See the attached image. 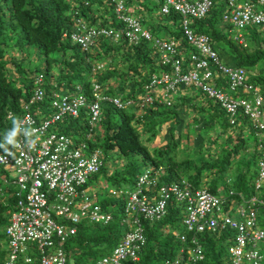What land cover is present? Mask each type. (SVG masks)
I'll use <instances>...</instances> for the list:
<instances>
[{"label":"built area","instance_id":"built-area-1","mask_svg":"<svg viewBox=\"0 0 264 264\" xmlns=\"http://www.w3.org/2000/svg\"><path fill=\"white\" fill-rule=\"evenodd\" d=\"M215 1H223L225 8L222 19L236 30V40L245 45L241 29L250 25H264V0L254 2L237 0H163L162 14L174 9L180 15L183 37L191 46V52L178 49V41L154 36L138 16L127 15L123 5L118 4L116 14L121 24L118 27L89 28L84 33L72 34V39L82 48L94 44L95 36L113 41L126 39L130 44L147 41L158 53L164 71L152 73L145 85V94L140 104L148 105L162 95L166 105H171L179 85L196 87L206 98L216 101L225 111L230 124L234 125L241 113L250 119L259 136L256 144L258 153L257 174L254 188L260 194L264 187V91L251 82L247 71L240 66H230L221 61L213 48L211 36L196 32L190 27V19L205 17ZM33 93L19 122L16 137L19 148L9 145L7 152L0 150V166L15 172L12 181L15 186L16 203L5 226L6 254L1 264H67L68 252L65 244L77 232L78 222L89 219L108 222L111 214L103 213L98 204V194L87 187L91 175L100 171L104 164L101 148L90 143L97 133L100 119V86L94 84V99L88 102L82 94L52 92V112L37 124L30 105L45 98L42 87L44 77L37 73L32 79ZM228 91H240L238 98ZM252 96V98H250ZM108 99L107 97H103ZM122 108L119 97L110 99ZM87 108L88 130L85 139L74 140L60 131L49 132L52 125L66 114L77 117L81 108ZM12 117V112L7 114ZM93 145V146H92ZM11 153L9 155L8 153ZM162 167L147 168L141 173L133 190H125L127 202L124 209L130 218L125 219L127 230L111 252L100 257L97 264H130L139 258V252L146 244L142 220H158L166 214L168 204L174 200L185 205L183 222L190 230L231 229L235 232L230 246L231 264H262L261 243H264V228L259 225V213L264 217V199L252 195L239 205L241 221L225 212L224 199L205 190H191L189 184H162L159 178ZM110 195L122 194V189H109ZM232 193V192H230ZM130 221H127L129 220ZM28 242L33 243L36 256L28 254ZM195 242V240H193ZM182 255L174 264H200L203 258L201 248L195 247L191 254Z\"/></svg>","mask_w":264,"mask_h":264},{"label":"trees","instance_id":"trees-1","mask_svg":"<svg viewBox=\"0 0 264 264\" xmlns=\"http://www.w3.org/2000/svg\"><path fill=\"white\" fill-rule=\"evenodd\" d=\"M108 1L0 0V145L5 144V136L12 130L13 121H19L25 112L23 104L29 102L33 93L31 80L41 72V68L38 69L37 66L32 70L30 67L22 65L25 57L20 53L25 49H35L44 56L46 72L43 73V76L48 88L49 84H53L56 89L59 87L63 90L65 84V89H73L75 84L82 82L85 74H89L90 78L84 82V85L86 94L90 97H92L91 81L98 63H105L104 68L99 70L96 76L104 90L103 93L119 95L123 93V89H126L129 93L128 98L134 100L144 91V85L152 73H157L158 69L161 72L164 71L160 60L158 62L156 49L147 41L130 44L126 39L112 42L109 38H95V43L99 44V47L94 48V45L84 49L68 37L75 23L73 17L84 18L88 24L117 26L113 6ZM125 1L128 10L130 11V7L133 5V10L138 14L158 8L156 0ZM220 12L221 9L214 8L206 17L194 19L193 25H198L194 28L195 31L207 33L211 39L224 38L226 29L223 26L220 29L210 28L212 21H216L215 18L218 19V16L221 17ZM176 14H164L163 16H168L170 20H176ZM141 18L143 19L142 16ZM160 18L164 21L167 20ZM225 27L229 28L230 26L227 24ZM164 38L180 41L178 49L182 52L189 46L180 27H177V32L174 35ZM237 44L233 45L231 51L240 50V45L243 48H247L248 45L247 43L246 45ZM262 44L258 43L250 54L235 55L237 56L235 58L237 66L243 67L247 71V68L243 66L244 63L255 65L263 59ZM70 50L71 55L69 56L67 53ZM17 54L19 57H16ZM218 55L221 57L220 52ZM55 67H58L57 75L49 80L46 75L50 74L49 78L53 77L52 69ZM21 76L25 77L28 82L22 81ZM260 76L264 80V74H260ZM46 92L50 93L49 90ZM181 98L175 102L173 100L171 105H166L163 96L160 95L159 99H155L153 103L146 106L140 107L132 103L121 108L119 115L115 110L112 111L110 106L102 105L101 120L97 123L101 133L96 140L89 139V142L93 141L94 146L102 149L105 162L101 171L91 175L90 178L104 174L113 180V185L117 188H121L118 186L122 181L127 180H130L135 186L137 175L140 174L138 172L139 163H144L145 169H154L158 165H163L167 174L161 177L159 186L169 183L182 188L186 187L187 183L190 187H207L212 193L218 194L219 177L228 171L232 164L236 163L238 157H241V160L244 159V161L240 162V165L244 166L239 164L236 166L237 178L235 189H232L236 194L233 196L237 202L242 200L239 193L249 197L253 192L254 179L257 174L255 170V174L247 177L250 172L249 162L251 158L256 160L258 153L255 148L251 158L244 157L247 148L242 129L238 133L233 130L235 126L246 122L245 116L239 113L236 123L232 125L228 121L227 114L216 101L207 97L202 101L196 97L192 99V102L187 97ZM47 106L45 99L40 104H31L30 108L32 110L38 107L43 109L42 112H45ZM8 112H12L11 118H7ZM199 113L202 114L200 118H198ZM116 115H118L117 118ZM221 119H223V123H221ZM80 121H83L84 124H81ZM86 121L87 111L82 108L79 117L73 118L66 115L57 122L56 126L60 131L69 134L80 128L87 131L89 126ZM224 123L230 126L225 131L222 129ZM203 127H208L207 132H200V128ZM161 132H163L162 144L152 145ZM194 132L196 136L191 143L195 145V150L198 153L193 157L186 154L181 160L172 161L171 151L175 150L182 137L187 138L190 134L194 135ZM206 134L211 136H206ZM206 137L209 138L206 139ZM113 154L116 155V159L111 164L108 158ZM165 154L166 156H164ZM197 157L199 159L196 162L195 158ZM110 164L112 168H109ZM7 184V188L0 187V264L7 251L5 226L16 203V186L12 181ZM227 184L229 185V182ZM121 189L122 194L118 196L106 194L110 197L122 196L124 198L121 197L123 206H125L127 196H124L123 192L127 189ZM100 202L102 203L101 211L111 214L108 211V205L104 201L100 200ZM174 204V200L168 204L167 213L161 220H154V222L142 220L146 244L139 252V260L130 264H165L167 260L173 258L181 244L175 234L166 232L169 228L171 230L177 228L175 226L178 223L177 217L181 215L180 207ZM111 216L108 222L89 219L78 222L76 234L65 244L73 264H96L100 257L111 252L123 235L122 222L127 225L126 217L120 223V219L114 212ZM198 237L205 249L203 264H229L227 248L232 243L230 231H225L219 236L204 233Z\"/></svg>","mask_w":264,"mask_h":264},{"label":"rangeland","instance_id":"rangeland-1","mask_svg":"<svg viewBox=\"0 0 264 264\" xmlns=\"http://www.w3.org/2000/svg\"><path fill=\"white\" fill-rule=\"evenodd\" d=\"M238 3L239 2H244L245 0H237ZM222 9L225 8L224 3L222 4ZM259 9H263V6L260 5L258 6ZM133 10V5L130 7V11ZM142 10V9H141ZM133 13H135V11H132ZM140 14V13H139ZM143 19L145 20V26H150L151 31L158 35L159 37H169L171 35H174L177 32V27H179V23H180V16H177L176 20H170L168 18V16H163L161 14L158 13V10L155 9L154 11H150V12H144L143 14H140ZM162 18L167 19L166 21H164ZM216 21H212V25L210 28H215L217 27V29H220L221 26H223V28L226 29V35L224 36V38L218 40L216 38H212L213 40V48L216 50V52L221 55V61L223 63H225V61H227V63L230 66H237V60L235 58H237L238 54H245L248 53L250 54L251 52L254 51L255 47L257 46V44L259 43V45L262 44V42H264V25H250L247 26L245 29H241L240 32L243 34V37L246 41L247 48H243L241 45L240 50L238 51H231V49L233 48V45L237 44L236 41V30L235 29H230L226 28L225 25H227L226 23H224L221 18L218 16V19L215 18ZM193 21L194 19H190V27L192 28H196L198 25H193ZM222 32H225V30H222ZM230 42H232V44H230ZM238 45V44H237ZM263 48H264V44H262ZM242 48V49H241ZM35 49H25L23 50L21 53L19 51L20 54H23L25 57V60L22 62V65L25 67H30V69L34 70L35 66L39 68H41V72L45 73V61H44V56L37 52ZM121 50V49H120ZM186 52L190 53L191 52V48L190 46H188L186 48ZM69 56L71 55V50L68 51L67 53ZM16 57H19V55L17 54ZM243 66L245 68H247V74L249 76V80L251 82H254L256 84H258L259 86L263 87L262 90L264 89V80L263 78L260 76V74H264V58L261 59L257 64L255 65H251L248 63H244ZM52 71L54 72L53 77H50V74L46 75V78H48L49 80L53 79L54 77H56L57 72H58V67H55L54 69H52ZM261 71V73H260ZM39 72V71H38ZM157 74L160 75L162 72L158 70H156ZM147 75V74H146ZM145 75V76H146ZM90 78L89 74H85L82 78V82H79L78 84H80L81 86H83L84 88V82ZM20 79L22 81H24L25 83H27V79L25 77H20ZM65 83V82H64ZM63 83V84H64ZM49 88L47 87L46 83H44L43 87L46 88V90H49V92H54V91H58L60 93H62V89H60L59 87H56L53 84H49ZM65 84L63 85V87L65 88ZM48 88V89H47ZM53 88V89H50ZM63 88V89H64ZM178 92L175 94V99L174 102L177 101V99L179 97V95H181V99H183L184 97H187V99L190 100V102H192L194 98H199L200 101L205 100L206 98L204 97L203 94H201L196 87H187L184 85H179L177 88ZM66 91L68 93H73L75 92L74 90H72L71 88L66 89ZM226 91L229 94H232L233 96L238 98V93L240 92L238 91H228L226 89ZM129 97V93L126 89H123V93H122V99L126 100ZM250 98H252V96H250ZM89 102V101H88ZM108 106H110V109L112 111L115 110V112L119 115V113L121 112V110L117 107H115L112 103L106 101L105 102ZM31 110V108H30ZM43 109H39L38 107L36 109H32L31 113L35 116L36 122L37 124L41 123V120L47 116L51 114V108H48L45 110V112H42ZM118 115H116V118L118 117ZM201 113H199L198 118L201 117ZM264 120V117H263ZM245 123L241 124L239 126H235L233 128L234 132L238 133L241 132L242 129V133L244 138L246 139V152L244 153V157L249 156L251 158V154L253 153L254 149L256 148V144L259 141V136L256 133L255 129L252 126V122L250 119L245 117ZM81 124H84L83 121H80ZM221 123H223V119H221ZM191 125V124H190ZM250 127V128H249ZM226 128H230V126L226 123L222 124V129H224V131L226 130ZM192 129H194L192 127ZM191 129V130H192ZM208 127H203L200 128V132L205 133L207 132ZM163 131H165L163 129ZM49 132H60V130L58 129V127L56 125H52L49 129ZM81 132V133H80ZM86 133V130L83 128H80L79 130L70 132V136L72 135L74 140L77 139H84V134ZM163 135V133H160L159 135H157V137L155 138V140L152 142V145H161L163 137H161L160 135ZM224 134V133H223ZM83 135V136H82ZM211 136L210 134H206V136ZM215 135V133H214ZM195 132L194 135L190 134L187 138L186 137H182L181 141L178 143V145L175 147L174 151H171V160H181L182 158H184L187 155H189L190 157H193V155H196L198 152L195 150V145H192V140L195 139ZM209 137H206V139ZM97 136H94L93 140H96ZM162 139V140H161ZM263 140H264V135H263ZM207 142L209 143V139L207 140ZM207 143V144H208ZM194 144V143H193ZM203 151V148H202ZM166 156V154L164 155ZM199 157V155H198ZM195 158V161L197 162L199 158ZM114 159H116V155L113 154L112 157L108 158V160L111 161V164L114 163ZM243 159V157H242ZM257 159L258 157L256 156V160L254 158L250 159V172L248 173V176H251L253 174H255V170L257 168ZM244 161L241 160V157H238L237 160L235 161V164H232L231 167L229 168L228 171L222 173V176L219 177L218 180V194L220 195H226L228 194L230 189H235V180L237 178V172H236V166L239 164L240 162ZM110 164V165H111ZM140 164V169H139V173H143L144 171V166L142 163ZM109 167L112 168V165ZM240 166H244L243 164H241ZM15 176V172L14 171H10L5 169L4 167H1V171H0V187L2 186L3 188H7L6 186L8 185L3 178H7L9 180L13 179V177ZM138 176V175H137ZM228 179V181H227ZM250 179V178H249ZM90 181L87 183V187L89 188H94L99 195V199L101 201H104L105 204L108 205V211L114 212L117 217L120 219V223L123 221V219L126 218H130L129 215H127L125 209L123 210L124 206H123V200L121 197H110L108 196L107 190L109 188H117L115 185H113V180L111 178H107L104 174H101L100 176H96V178H90ZM227 182H229V185L227 184ZM121 188H125L127 190H133L134 186L133 184L130 182V180L127 181H122V183L118 186ZM6 193H7V189H6ZM259 197H264V190L261 191V193L259 194ZM124 199V198H123ZM181 211V215L178 218V223L175 225L177 228V231H183V225L181 223V218H182V213L184 212V210H180ZM233 218L238 219L239 217L237 216V214L231 213ZM180 220V221H179ZM88 222V221H87ZM154 222V221H152ZM122 234H124L125 230H126V223L122 222ZM121 225V226H122ZM29 245V249L27 251L28 254H33L34 256L37 255V253H35V251L33 250V243L32 242H28ZM260 248H261V253L263 254V261L262 264H264V243L260 244ZM99 256V254H98ZM174 257V256H173ZM36 264V263H35ZM67 264H73V260L71 259L70 254H68V262Z\"/></svg>","mask_w":264,"mask_h":264},{"label":"clouds","instance_id":"clouds-1","mask_svg":"<svg viewBox=\"0 0 264 264\" xmlns=\"http://www.w3.org/2000/svg\"><path fill=\"white\" fill-rule=\"evenodd\" d=\"M245 1H251V2H254V1H257V0H245ZM244 1V2H245ZM109 2V4L110 5H112L113 6V12L115 13V22L117 23L116 25L117 26H107V27H118L120 24H121V22H120V20L118 19V17H117V14H116V7H117V5L118 4H122L123 5V10H122V12H124L125 14H127V15H133V16H138L140 19H141V21H142V23H143V25L145 26V21L141 18V16H140V14H138V13H133L132 11L130 12L129 10H128V6H127V3H126V1L125 0H109L108 1ZM156 2L158 3V8H157V10H158V13L159 14H161V15H164V14H162V11H161V6H162V4H163V0H156ZM222 4H223V1H215V3H214V6L213 7H211L210 8V10H209V12H208V14L214 9V8H219V9H221V12H220V18L222 19V12L224 11V9H222ZM258 6H260V5H257V8H258ZM263 6V9H264V5H262ZM259 9V8H258ZM134 11V10H133ZM172 13H177L174 9H171V11L169 12V13H167V15H169V14H172ZM207 14V15H208ZM177 16H180L179 14H176ZM206 15V16H207ZM205 16V17H206ZM73 19L75 20V23H74V25H73V29L69 32V34H68V37H70V39L72 40V41H74L73 39H72V34H74V33H84L86 30H88L89 28H96V27H105L104 25H99V24H95V23H93V24H88L87 22H86V20L84 19V18H79V17H73ZM201 19V18H200ZM222 21H223V19H222ZM224 22V21H223ZM224 23H226V22H224ZM253 26H255V25H253ZM261 26V25H260ZM146 28H148L150 31H151V29H150V27L147 25V26H145ZM179 27H180V24H179ZM181 28V27H180ZM195 30V29H194ZM151 33L154 35V36H157V37H159L158 35H156V34H154L152 31H151ZM95 38H98V39H101V38H103V39H107L106 37H103V36H95L94 37V39ZM160 38H163V39H165L164 37H160ZM93 39V40H94ZM110 39V38H109ZM110 41H112V42H117V41H113V40H111L110 39ZM178 41V40H177ZM237 41V40H236ZM179 43H180V41H178ZM150 43V42H149ZM178 43V44H179ZM237 43H239L238 41H237ZM78 44V43H77ZM240 44V43H239ZM79 45V44H78ZM95 45V47L94 48H97V47H99V44L98 45H96V43H95V40H94V44L92 45V46H94ZM213 45V44H212ZM246 45V44H245ZM92 46H90V47H92ZM190 46V45H189ZM89 47V48H90ZM187 48V47H186ZM190 48H191V46H190ZM157 52V51H156ZM157 55H158V53H157ZM220 57V56H219ZM157 58V57H156ZM158 59V62H159V57L157 58ZM221 59V58H220ZM104 66H105V63H98V65L95 67V69H94V76L92 77V81H91V95H92V97H90V96H88L87 94H86V90H85V88L83 87V86H81L80 84H75L74 85V87H73V89L72 90H74L75 92H73L74 94H82L86 99H87V101H89V102H91V101H93V99H94V96H93V86H94V84H98L99 86H100V94L102 95V99L100 100V119H99V121L101 120V106L102 105H107L105 102L106 101H108V102H110V103H112L115 107H117V108H119V109H121L120 107H118V106H116L114 103H113V101L112 100H110V99H112V98H114V97H119L124 103H126L127 101H131L129 104H126L124 107H127L128 105H130V104H134V105H136V106H140V107H143V106H146V105H141L140 104V101H141V99H142V97H143V95L145 94V85L147 84H145L144 85V91L141 93V94H139L138 96H136L137 98H136V100H134L133 98H127L126 100H123L122 99V94H119V95H111V94H104L103 92H104V90H103V88H102V86L98 83V81H97V79H96V76H97V72L99 71V70H101V69H103L104 68ZM163 66V65H162ZM40 73H42V72H40ZM42 75H43V73H42ZM151 76V75H150ZM150 76H149V78H150ZM44 77V76H43ZM149 81V80H148ZM31 83H32V80H31ZM44 83H45V80H44ZM44 83L42 84V87H43V85H44ZM254 83V82H253ZM256 84V83H255ZM32 86H33V83L31 84ZM258 85V84H257ZM43 89H44V92H45V98L43 99V101H45V99L47 100V104H48V108H51V112L53 111L52 110V107H51V105H50V98H51V96H52V92H50V93H47L46 92V88H44L43 87ZM65 89V88H64ZM62 90V92H67L66 91V89H68V88H66L65 90ZM58 92V91H57ZM68 93V92H67ZM175 96V95H174ZM173 96V100L175 99V97ZM103 97H107L108 99H104ZM179 97H181V95H179ZM31 98V97H30ZM89 99H91V100H89ZM43 101H41V102H37V103H42ZM31 106V105H30ZM124 107H122V108H124ZM83 108H85L86 109V111H87V108L84 106ZM81 110H82V108H81ZM80 110V111H81ZM30 112H31V110H29ZM9 113V112H8ZM7 113V114H8ZM81 114V112L79 113V115ZM33 115V114H32ZM67 116H68V114H66ZM66 115H64V116H66ZM79 115L77 116V117H79ZM34 116V115H33ZM63 116V117H64ZM70 116V115H69ZM46 117V116H45ZM62 117V118H63ZM72 117V116H71ZM77 117H73V118H77ZM8 118V117H7ZM34 118H35V116H34ZM61 118V119H62ZM60 119V120H61ZM59 120V121H60ZM98 121V122H99ZM87 124H88V112H87ZM96 131H97V133L98 134H96L95 136H98L101 132H100V129L98 128V126L96 127ZM18 132H19V122L18 121H16V120H14L13 121V128H12V130L11 131H9L7 134H6V136H5V144H3V145H0V150L1 151H8L7 150V147L9 146V145H12L13 147H16V148H19L20 147V144L17 142V140H16V137L18 136ZM87 132V131H86ZM69 135V134H68ZM86 138V133H85V135H84V139ZM9 155H11V153L9 152L8 153ZM105 162V161H104ZM104 165V164H103ZM162 167V173H161V175H160V178H159V181H160V179H161V177H163L165 174H167V172H166V168L163 166V165H158L157 167H155L153 170H156V169H158V167ZM110 168V167H109ZM147 169V168H146ZM145 170V169H144ZM100 171H101V169H100ZM256 171H257V168H256ZM99 173V172H98ZM257 173V172H256ZM141 174V173H140ZM139 174V175H140ZM138 175V176H139ZM137 176V177H138ZM159 181H158V183H159ZM227 181H228V179H227ZM189 188L191 189V190H193V191H195V190H205V191H207L208 193H210V194H212V195H214V196H218V197H220V198H222V199H224V205H225V212L224 213H228L230 216H231V218H233V216H232V214L231 213H233V211H234V213L235 214H237V216L239 217L238 219H235V218H233V219H235V220H237V221H241L242 219H241V216H240V213H239V211H238V207H239V205H241V204H243V201L244 200H246V199H248V198H250L252 195H258L259 196V193L255 190V188H254V186H253V192L251 193V195L249 196V197H245L242 193H239V196L241 197V201L240 202H237L235 199H234V196L233 195H235L236 193H235V191L234 190H232V189H230L229 190V192H228V194H226V195H220V194H215V193H212L207 187H198V188H195V187H190L189 186ZM94 189V188H93ZM109 189H111V188H109ZM108 189V190H109ZM112 189H116V190H119L120 188H112ZM95 190V189H94ZM108 190H107V194H109V192H108ZM262 190H264V187L262 188ZM261 190V191H262ZM96 191V190H95ZM261 191H260V193H261ZM230 192H232V193H230ZM96 193L98 194V192L96 191ZM99 196V195H98ZM261 198H263L264 199V197H261ZM98 204L100 205V207H102V203L100 202V199H99V197H98ZM175 206H177V207H180V210H184V212L182 213V218L180 219L181 220V223H182V225H183V231H177L176 229H172L171 230V228H169L166 232H169V233H173V234H175L176 236H177V238L181 241V244H180V247H179V249L176 251V253H175V255H174V257L172 258V259H170V260H167L166 262H165V264H174V261L177 259V258H179V257H181L180 255H182V252H181V249H183L184 251H183V254H184V256H187V255H189V254H191L192 253V251H193V249L195 248V247H197V246H199L200 248H201V251H202V255H203V258L201 259V261H200V264H203V261H204V258H205V249H204V245H203V243L201 242V239H199V237H198V235H200V234H204V233H212V234H215V235H222V233H224L225 231H230L231 233H232V243L230 244V245H228V248H227V254H228V258H229V264H231V256H230V251H229V248H230V246L233 244V242H234V235H235V232L233 231V230H231V229H224V230H221V229H215V230H213V229H203L202 231H197V230H195V229H193V230H190V229H188L186 226H185V224H184V222H183V219H184V216H185V213H186V211H185V205L183 204H179V203H176L175 202V204H174ZM103 212V211H102ZM103 213H107V212H103ZM166 213H167V210H166ZM110 214V213H109ZM166 215V214H165ZM164 215V216H165ZM163 216V217H164ZM163 217H161L160 219H158V220H161ZM85 220V219H84ZM144 220H148V219H144ZM158 220H156V221H158ZM179 220V221H180ZM83 221V220H82ZM148 221H154V220H148ZM259 225L262 227V228H264V217L262 216V214L261 213H259ZM128 226V225H127ZM146 237V236H145ZM193 240H195V242H193ZM140 257V256H139ZM100 259V258H99ZM98 259V260H99ZM97 260V261H98ZM138 260H139V258H138ZM97 264V263H96Z\"/></svg>","mask_w":264,"mask_h":264},{"label":"crops","instance_id":"crops-1","mask_svg":"<svg viewBox=\"0 0 264 264\" xmlns=\"http://www.w3.org/2000/svg\"><path fill=\"white\" fill-rule=\"evenodd\" d=\"M161 133H163V132H161ZM161 137H162V134L160 135ZM162 140V139H161Z\"/></svg>","mask_w":264,"mask_h":264},{"label":"bare ground","instance_id":"bare-ground-1","mask_svg":"<svg viewBox=\"0 0 264 264\" xmlns=\"http://www.w3.org/2000/svg\"><path fill=\"white\" fill-rule=\"evenodd\" d=\"M134 170V169H133ZM136 170V169H135ZM133 172V171H132Z\"/></svg>","mask_w":264,"mask_h":264}]
</instances>
